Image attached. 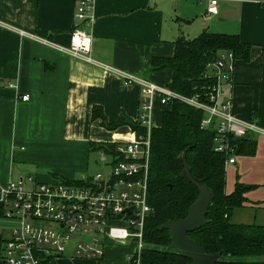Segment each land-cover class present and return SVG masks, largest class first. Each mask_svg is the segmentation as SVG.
Here are the masks:
<instances>
[{
    "label": "crops",
    "instance_id": "0c3cea01",
    "mask_svg": "<svg viewBox=\"0 0 264 264\" xmlns=\"http://www.w3.org/2000/svg\"><path fill=\"white\" fill-rule=\"evenodd\" d=\"M209 1L95 0V19L84 26L94 36L92 55L170 86L172 69L153 68L154 59L173 58L178 41L204 32L236 35L251 45L250 57L237 58L233 81L223 83L221 98L231 99L232 112L239 119H255L264 126V6L258 0H218L214 15L207 13ZM77 3L0 0V21L17 30L0 25V186L28 176L41 182L89 176L96 165L93 144L113 147L118 139L136 133L129 124L105 127L93 110L101 107L109 123L122 116L136 122L139 86L125 85L115 73L18 32L68 44L79 24ZM23 94H29L30 100H22ZM165 110L155 102L152 127L162 125ZM251 135L254 152H240L235 163L226 164V191L232 193L239 184L248 187L233 222L263 224L264 137ZM4 209L0 200V254L10 235V228L6 237L2 228L9 221Z\"/></svg>",
    "mask_w": 264,
    "mask_h": 264
},
{
    "label": "built area",
    "instance_id": "2783aa9c",
    "mask_svg": "<svg viewBox=\"0 0 264 264\" xmlns=\"http://www.w3.org/2000/svg\"><path fill=\"white\" fill-rule=\"evenodd\" d=\"M264 6V0H258ZM95 0H78L75 19L79 23L70 35L68 44L56 43L19 29V33L51 45L72 58L95 64L119 75L125 85L141 89V104L137 121L152 128L154 104L164 108L180 100L205 113L202 128H213L214 151L226 157V164L235 163L237 152L234 139L247 134L264 137V126L255 119L242 120L232 112L230 98L222 99L223 83L234 78L237 58L231 50H219L206 64L203 93L185 95L170 86L137 76L103 63L92 55ZM208 14H218V0H210ZM0 25H6L0 21ZM17 31V30H16ZM12 84H10L11 86ZM21 99L30 100L29 94ZM150 135H130L118 139L112 151L101 152L107 169L83 176L78 182L56 178L41 182L33 176L11 180L0 186L4 216L15 225L3 241L1 264H65L84 261L87 264H141L145 246L146 221L152 212L148 199V170ZM109 157V158H108ZM132 245L123 259L105 256L109 248Z\"/></svg>",
    "mask_w": 264,
    "mask_h": 264
},
{
    "label": "trees",
    "instance_id": "16d2710c",
    "mask_svg": "<svg viewBox=\"0 0 264 264\" xmlns=\"http://www.w3.org/2000/svg\"><path fill=\"white\" fill-rule=\"evenodd\" d=\"M224 49L233 51L236 58L248 60L251 45L242 43L236 35L204 32L194 39L178 41L175 56L154 59L153 68L172 69L170 87L173 90L185 95L204 94L207 91L204 85L211 83L204 78L206 64ZM93 114L102 117V123L107 128L129 124L138 135H150L148 199L152 212L145 225L141 264L192 263L168 247L171 237L163 227L169 220L186 217L199 195L198 187L184 175L183 158L191 174L202 179L213 191V200L206 215L207 223L190 236L203 246L205 252H221L216 264H264V223L233 222V213L243 206L248 187L239 184L232 193H227L226 157L214 151L215 130L201 127L205 116L202 110L173 100L164 111L162 125L152 127L150 131L140 122L124 116L116 123H109L101 107H95ZM251 136L247 134L234 139L237 154L254 152L255 142ZM95 145L99 149H108V152L113 148L103 143L93 144V147ZM81 177L63 179L78 182Z\"/></svg>",
    "mask_w": 264,
    "mask_h": 264
},
{
    "label": "water",
    "instance_id": "95a60500",
    "mask_svg": "<svg viewBox=\"0 0 264 264\" xmlns=\"http://www.w3.org/2000/svg\"><path fill=\"white\" fill-rule=\"evenodd\" d=\"M183 162L185 166L184 175L198 187L199 195L190 206L186 217L169 220L163 225L169 231L171 237V243L168 247L187 257L191 260V264H216L221 252H205L203 246L190 236V233L200 229L207 223L206 215L213 200V191L202 179H198L191 174L185 158H183Z\"/></svg>",
    "mask_w": 264,
    "mask_h": 264
},
{
    "label": "rangeland",
    "instance_id": "374dc122",
    "mask_svg": "<svg viewBox=\"0 0 264 264\" xmlns=\"http://www.w3.org/2000/svg\"><path fill=\"white\" fill-rule=\"evenodd\" d=\"M95 149L93 150V162L96 164V165H93L91 167V170L89 173H91L90 175L92 174H95L97 172H102L104 171L105 169H107V165L102 162L100 160V152L104 151L105 153L108 154V149H99V148H96V145L94 147ZM109 158V157H108ZM100 160V161H99ZM88 173V174H89ZM15 225V222L14 221H5V224H3L2 228L4 227V236L6 237L7 235V231L9 228L13 227ZM124 246V245H122ZM133 249V246L131 245L129 248H115V249H112V248H109L108 250H106V253H105V256L107 258H110V259H117V260H121L123 259L124 255H125V252H128V251H131ZM65 264H87L86 262L84 261H70V262H67Z\"/></svg>",
    "mask_w": 264,
    "mask_h": 264
}]
</instances>
